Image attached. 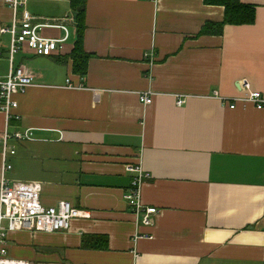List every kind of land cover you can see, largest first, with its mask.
Here are the masks:
<instances>
[{
	"label": "crops",
	"instance_id": "1",
	"mask_svg": "<svg viewBox=\"0 0 264 264\" xmlns=\"http://www.w3.org/2000/svg\"><path fill=\"white\" fill-rule=\"evenodd\" d=\"M252 24H225L221 5L204 0H86L84 77L73 73L76 40L70 0H28L35 22L67 28L62 49L49 56L23 47L13 67L25 66L34 85L15 95L20 115L0 135L13 139L9 182H39L44 206L61 200L87 211L66 231H14L8 256L59 264H262L264 257V109L231 99L244 84L264 96V0ZM21 9H19L20 11ZM72 17V18H71ZM13 9L0 0V26ZM41 35L66 32L44 27ZM9 34L0 35V76L10 69ZM154 50V59L144 58ZM69 79V88L66 80ZM151 90L152 103L138 92ZM185 103L177 104V97ZM0 145V179L2 174ZM128 163L148 173L141 201L158 209L144 225L123 194Z\"/></svg>",
	"mask_w": 264,
	"mask_h": 264
},
{
	"label": "built area",
	"instance_id": "2",
	"mask_svg": "<svg viewBox=\"0 0 264 264\" xmlns=\"http://www.w3.org/2000/svg\"><path fill=\"white\" fill-rule=\"evenodd\" d=\"M13 9V18L8 26H0V35L9 34L8 59L10 69L6 76H0V111L5 115L6 124L11 119H19L20 115L15 112L18 108V101L15 95L23 93L30 86L34 85V74L25 66L13 67V60L20 50L25 46L36 55L49 56L53 52L62 49V43L67 39V28L59 20H48L45 23H37L36 16L27 9L28 0H5ZM19 9H21L19 11ZM72 18V17H71ZM44 27H57L66 32L63 38H48L41 35ZM1 54V53H0ZM144 58L153 61L154 50L146 51ZM69 88L70 80H66ZM244 95L231 99L220 96L214 90L213 96L218 97L224 104L229 102L231 109L235 108L238 102L253 104L258 109H264V96L258 91L251 90L248 84H244ZM153 92L145 90L138 92L139 100L143 104L152 103ZM185 96L177 97L179 106L185 103ZM31 131L10 133L4 130L0 135L2 147V174L0 179V264H59V263H32L25 260L13 259L8 256L7 235L14 231H42L57 232L66 231L71 228L72 220L88 216L87 211L80 209L66 200L59 201L54 206H44L40 200L42 185L39 182H9L6 177L7 171L12 167L8 163L10 155L15 154V149L10 147L13 139L30 138ZM126 171L132 174L129 188L123 194V200L130 206L136 218L144 225H152L154 216L158 209L152 206H145L141 201V185L149 175L143 170L139 163H128ZM264 204V200H263ZM264 246V244H263ZM264 264V257L262 259Z\"/></svg>",
	"mask_w": 264,
	"mask_h": 264
},
{
	"label": "trees",
	"instance_id": "3",
	"mask_svg": "<svg viewBox=\"0 0 264 264\" xmlns=\"http://www.w3.org/2000/svg\"><path fill=\"white\" fill-rule=\"evenodd\" d=\"M205 4L221 5L225 14L222 22L206 23L200 33H220L225 24H252L255 21V9L241 0H204ZM70 7L75 15L76 40L70 53L73 73L84 77L87 73L88 61L92 54L84 49L86 0H70Z\"/></svg>",
	"mask_w": 264,
	"mask_h": 264
}]
</instances>
